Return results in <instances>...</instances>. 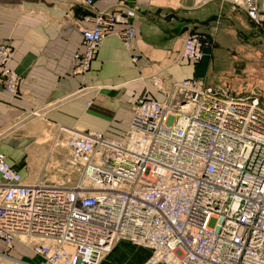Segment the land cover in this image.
I'll return each instance as SVG.
<instances>
[{"label":"built area","instance_id":"built-area-1","mask_svg":"<svg viewBox=\"0 0 264 264\" xmlns=\"http://www.w3.org/2000/svg\"><path fill=\"white\" fill-rule=\"evenodd\" d=\"M80 2L90 12L82 15L73 73L90 71L99 46L114 35L138 61L135 9L122 3L102 12L93 0ZM233 3L257 20L253 3ZM182 45L181 60L202 61L198 32ZM12 54L10 43L0 42V81L17 97ZM163 92L162 100L137 97L117 138L67 130L66 166L77 172L70 184L25 181L0 151V239L10 248L26 237L45 264H99L123 239L150 251L145 264H264L260 94L237 96L195 76Z\"/></svg>","mask_w":264,"mask_h":264},{"label":"crops","instance_id":"crops-1","mask_svg":"<svg viewBox=\"0 0 264 264\" xmlns=\"http://www.w3.org/2000/svg\"><path fill=\"white\" fill-rule=\"evenodd\" d=\"M93 1L102 12L122 3L135 9L131 24L137 31L138 61L119 36H109L92 69L74 74L73 55L83 49L82 15L89 9L80 0H0V41L12 45L11 66L21 77L17 97L0 81V151L21 173L30 162L55 160L66 166L65 130L102 131L117 138L129 126L137 97L151 94L162 100L163 91L192 76L206 83L214 54L224 53L207 42L202 61L189 64L180 59L183 41L191 31L207 41L217 40L221 31L228 34L230 29L216 24L236 18L237 8L222 0ZM59 140L64 149L53 146ZM24 241L16 238L9 248L0 239V264H45ZM149 256L147 248L123 239L99 264H145Z\"/></svg>","mask_w":264,"mask_h":264},{"label":"rangeland","instance_id":"rangeland-1","mask_svg":"<svg viewBox=\"0 0 264 264\" xmlns=\"http://www.w3.org/2000/svg\"><path fill=\"white\" fill-rule=\"evenodd\" d=\"M225 1L240 10L236 8V13H234L236 18H231V21L223 19L220 21V25L216 24V27L230 29V33L221 31V37L218 36L217 40L211 41L205 40L200 35L204 44L209 42L212 47H215V52L224 53L222 55L214 54L205 82L207 85L213 86L214 89L225 87L237 96L259 93L264 105V0H239L240 3H253L256 7L258 13L257 20L254 21H251L244 8L234 4L233 0ZM66 131L64 132L66 133ZM62 144L63 141L59 140V142L55 141L53 146L63 148ZM56 162L55 160L30 162L26 172H23L25 180L33 181L38 177H43L51 182L72 183L77 174L75 169L73 171L63 164L58 166ZM52 166L58 167L57 170H51Z\"/></svg>","mask_w":264,"mask_h":264},{"label":"bare ground","instance_id":"bare-ground-1","mask_svg":"<svg viewBox=\"0 0 264 264\" xmlns=\"http://www.w3.org/2000/svg\"><path fill=\"white\" fill-rule=\"evenodd\" d=\"M207 1H208V0H205L204 4L207 3ZM222 1H225V0H222ZM208 2H209V1H208ZM241 4H242V3H241ZM22 238H24V239L27 241V238H26V237H23V236H22Z\"/></svg>","mask_w":264,"mask_h":264}]
</instances>
